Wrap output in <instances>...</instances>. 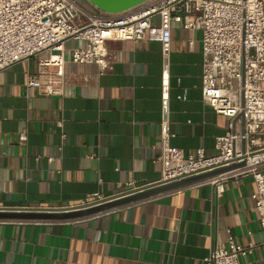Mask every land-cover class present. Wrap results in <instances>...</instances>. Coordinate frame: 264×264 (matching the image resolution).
Returning <instances> with one entry per match:
<instances>
[{"label": "crops", "instance_id": "crops-1", "mask_svg": "<svg viewBox=\"0 0 264 264\" xmlns=\"http://www.w3.org/2000/svg\"><path fill=\"white\" fill-rule=\"evenodd\" d=\"M172 26L170 142L186 154L203 148L212 156L228 120L202 99L201 32ZM106 44L118 58L99 75L96 64L69 62L70 49L84 42H66L61 95L27 86L46 53L0 71V208L78 205L96 193L122 192L127 182L160 179L153 160L160 154L161 44ZM224 188L218 196L211 185L184 187L74 221H0V264H204L216 241L227 247L228 234L242 245L264 242L252 176ZM240 263L264 264V246Z\"/></svg>", "mask_w": 264, "mask_h": 264}, {"label": "built area", "instance_id": "built-area-1", "mask_svg": "<svg viewBox=\"0 0 264 264\" xmlns=\"http://www.w3.org/2000/svg\"><path fill=\"white\" fill-rule=\"evenodd\" d=\"M173 23L201 32L202 99L228 120L226 131L215 138L216 153L212 156L203 148L186 154L170 142L173 134L169 120V60ZM68 40L84 42L70 49L69 62L96 64L99 75L112 70L118 58L116 52L107 48L108 41L159 42L162 53L160 154L153 160L161 166L159 180H180L243 163L166 193L211 185L220 196L225 181L252 176L256 189L251 198L259 213V226L264 230V0H147L118 13L90 10L81 0H0V71L20 60L46 53L39 60V76L30 77L27 86L49 95H61L67 83ZM189 45L192 48L194 41H189ZM50 66L55 70H48ZM184 97L185 94L180 95L179 99ZM58 125L62 127L63 120ZM61 135L63 139L66 137L65 132ZM26 139L22 132L19 140ZM57 150L61 152L62 145ZM46 157L49 162L56 159ZM125 187L122 192L139 186L127 182ZM103 198L96 193L79 204ZM71 205L75 204L66 206ZM226 242L227 247L216 241L204 257V264H241V257L264 246V242L242 245L230 234Z\"/></svg>", "mask_w": 264, "mask_h": 264}, {"label": "water", "instance_id": "water-1", "mask_svg": "<svg viewBox=\"0 0 264 264\" xmlns=\"http://www.w3.org/2000/svg\"><path fill=\"white\" fill-rule=\"evenodd\" d=\"M95 9L106 13H118L131 9L147 0H84ZM243 163L233 166L220 167L200 174L182 178L180 180H158L151 184L117 193L101 200L88 204H75L61 207H21L0 208V220H39V221H64L80 219L92 216L115 208L134 203L152 196L187 186L206 178L216 176L231 168L241 166Z\"/></svg>", "mask_w": 264, "mask_h": 264}, {"label": "rangeland", "instance_id": "rangeland-1", "mask_svg": "<svg viewBox=\"0 0 264 264\" xmlns=\"http://www.w3.org/2000/svg\"><path fill=\"white\" fill-rule=\"evenodd\" d=\"M82 5L84 6V7H86V8H88V9H92L93 11H96V9L93 7V6H91L90 4H88L86 1H84V0H82Z\"/></svg>", "mask_w": 264, "mask_h": 264}, {"label": "flooded vegetation", "instance_id": "flooded-vegetation-1", "mask_svg": "<svg viewBox=\"0 0 264 264\" xmlns=\"http://www.w3.org/2000/svg\"><path fill=\"white\" fill-rule=\"evenodd\" d=\"M81 2H82V0H81Z\"/></svg>", "mask_w": 264, "mask_h": 264}]
</instances>
